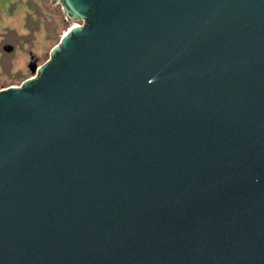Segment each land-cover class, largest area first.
I'll use <instances>...</instances> for the list:
<instances>
[{"label": "water", "instance_id": "water-1", "mask_svg": "<svg viewBox=\"0 0 264 264\" xmlns=\"http://www.w3.org/2000/svg\"><path fill=\"white\" fill-rule=\"evenodd\" d=\"M51 2L81 24L0 90V264H264V0Z\"/></svg>", "mask_w": 264, "mask_h": 264}, {"label": "rangeland", "instance_id": "rangeland-1", "mask_svg": "<svg viewBox=\"0 0 264 264\" xmlns=\"http://www.w3.org/2000/svg\"><path fill=\"white\" fill-rule=\"evenodd\" d=\"M16 1V0H10ZM36 17L41 16L42 27L38 33H26L22 27V6L15 4L11 9L5 2H0V90L10 86H20L27 78L32 76L28 64L32 59L41 65L49 58L51 48L56 45L67 29L81 22H69L65 19L60 4H54L51 0H37L35 4ZM9 24L17 28L18 34L23 35L22 42H9L10 35L3 33V26ZM35 25V23H34ZM57 27V32L52 34V39L47 40V30ZM9 44L14 47L11 53H6L3 46Z\"/></svg>", "mask_w": 264, "mask_h": 264}, {"label": "trees", "instance_id": "trees-1", "mask_svg": "<svg viewBox=\"0 0 264 264\" xmlns=\"http://www.w3.org/2000/svg\"><path fill=\"white\" fill-rule=\"evenodd\" d=\"M0 2H5L8 5V9H11L12 5L18 4L23 7L25 10V13L23 14V22H22V27L19 28L21 30H24L26 33H38L42 27V22H41V16L39 18L36 17V9H35V4L37 3V0H16V1H10V0H0ZM35 23V25H34ZM57 27L56 25L55 28L52 30H47V40L52 39V34L54 32H57ZM17 28L11 27L9 24H6L3 26V33L4 34H9V42H22L23 41V35L18 34Z\"/></svg>", "mask_w": 264, "mask_h": 264}]
</instances>
